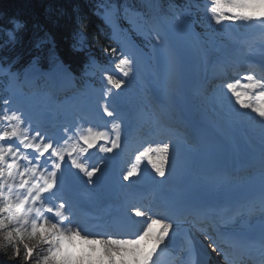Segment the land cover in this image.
Masks as SVG:
<instances>
[{
  "label": "snow or ice",
  "instance_id": "1",
  "mask_svg": "<svg viewBox=\"0 0 264 264\" xmlns=\"http://www.w3.org/2000/svg\"><path fill=\"white\" fill-rule=\"evenodd\" d=\"M101 7L106 18L119 11L111 4ZM173 19L199 46V22L186 21L183 12ZM203 20L216 33L235 25L257 30L264 37V0H206ZM12 24L13 28L7 30L9 41H14L16 31L22 28L18 21ZM144 34L150 38L153 51L161 54L174 72L175 56L167 35L155 29ZM104 51L114 71L99 68L96 95L62 124L52 126L37 119L22 92L10 90L9 95H0V240L8 250L5 254L16 264H158L161 255L169 251L176 230L170 209L129 204L118 224L89 226L82 219L83 200L77 193L83 189L92 194L106 176L110 161L124 151L126 106L141 103L126 91L138 75L136 55L118 47ZM54 70L61 77L68 76L59 63ZM0 72L16 88L40 87L37 81L42 74L34 65L24 79L11 66H0ZM220 105L225 113L259 130L260 180L264 188V77L249 71L222 83ZM172 149L170 141L138 149L134 162L120 172V181L128 182L122 187H130L136 182L133 178L149 168L165 178ZM254 210L255 205L250 204L247 214L206 216L201 220L196 225L198 235L190 234L183 244L187 264H198L192 259L197 245L207 256L215 253L223 258L225 264H236L246 257L252 264H264V229L259 239L234 231ZM260 210L264 214V193ZM128 224L139 228L128 233ZM252 249L259 252L258 259L248 254Z\"/></svg>",
  "mask_w": 264,
  "mask_h": 264
},
{
  "label": "bare ground",
  "instance_id": "2",
  "mask_svg": "<svg viewBox=\"0 0 264 264\" xmlns=\"http://www.w3.org/2000/svg\"><path fill=\"white\" fill-rule=\"evenodd\" d=\"M157 19L161 21L160 17H157ZM211 35L213 38L218 36L217 33H212ZM230 39V46L228 44L226 46L222 45V54L229 55V58L222 63L215 61L213 58L205 60L203 54L199 55V59H197L199 60V67L203 62L202 69L200 71L199 68L197 78L193 84L189 82L187 71L183 72L176 62L174 72L170 71L166 66L165 76L159 85L152 81L149 82L148 80L150 79L136 47L132 44L124 48L126 51L136 55L138 75L135 83L138 84L137 87L142 92L140 96L144 98L142 99L143 102L145 104L150 103L154 108L149 110L147 105H145L146 108L126 106L124 117L125 134L130 131H133V133L137 132L136 129L138 127L147 123L151 127L148 131L149 138L153 134H159L162 137L166 135L168 138L173 137L174 139H171L173 149L170 170L167 171L165 178H155L151 185H142L136 181L137 179L133 178L136 181L135 183L127 188L122 187V184L128 183L119 179L121 170L128 166L124 162L122 152L110 161L106 176L102 178L92 194L84 192L83 189L77 193L83 203L87 205L86 207L93 214L100 217L97 225L118 224L125 215L128 205L138 204L142 196L148 199L149 205L154 208L170 209L173 213L171 218L176 225L175 235L172 237L169 251L161 255L158 264H180L181 250L176 249L177 247H182L180 233H192L193 223L191 219L185 221H177L175 219V216L180 213L177 212L173 202L178 195L194 196V198L201 197L196 181L201 167L200 162L204 154L202 131L212 128L218 135L222 136L232 152H236L239 155H244L245 152L253 154L252 161H238L236 165L230 164L229 172L233 178L240 177L241 180H245L249 175L260 177L261 141L259 130L239 117L233 118L226 116L225 113L217 112L218 110L215 107H208L205 100L201 98L203 94L210 91L208 88L203 89L205 84L204 75L208 74L210 78H213L219 75V70L225 65H230L233 71H240L241 66L244 65H248V67L252 65L260 72L264 70V37L260 35L259 31H255L250 37L237 32L230 35ZM171 52L173 53V51ZM209 63L210 70L208 71L207 66ZM55 75L56 79H59V75L56 72ZM198 86H200L199 90H197ZM37 104L42 107L43 111H52L51 106L49 108L43 107L44 102L42 99L37 100ZM30 110L37 119H46V117L41 118L40 115H44L42 112ZM68 116L71 117V114L65 111L60 116V119H58L59 116H54L50 120L46 119L47 124L52 126L62 124V121ZM157 118H162L163 122L156 120ZM171 118H174L175 122L179 123V129L165 132L168 129L167 125L170 124L168 120ZM237 120L241 123L239 128H235ZM131 121H133V124H131ZM124 141V152L129 153L131 143L126 139L125 135ZM145 146L147 145L145 144ZM243 168L250 169L245 176H241ZM156 190L161 191V196L156 197L154 195L152 191ZM216 192L218 191L216 190ZM182 210L183 207H179V211L181 212ZM116 211L117 213L113 216V212ZM127 227L132 233L139 228V225L128 224ZM217 257L215 253L212 254L213 261L211 264L220 262Z\"/></svg>",
  "mask_w": 264,
  "mask_h": 264
},
{
  "label": "trees",
  "instance_id": "3",
  "mask_svg": "<svg viewBox=\"0 0 264 264\" xmlns=\"http://www.w3.org/2000/svg\"><path fill=\"white\" fill-rule=\"evenodd\" d=\"M102 4L132 7L130 0H0V62L21 72L34 62L49 69L61 61L80 77L91 58L104 63L109 49ZM12 21L22 28L9 41Z\"/></svg>",
  "mask_w": 264,
  "mask_h": 264
},
{
  "label": "rangeland",
  "instance_id": "4",
  "mask_svg": "<svg viewBox=\"0 0 264 264\" xmlns=\"http://www.w3.org/2000/svg\"><path fill=\"white\" fill-rule=\"evenodd\" d=\"M156 3L158 4L156 6ZM190 3V2H189ZM205 3L206 0L202 1L199 4H189V5H185L182 6L180 8H178V11L176 14L183 12L184 13V19L186 21H191V22H199L197 23V27H196V34H198L200 36L201 39V43L199 46H196L192 43V38L184 31H182L176 24V22L174 21L173 17H174V13L173 11L175 10L172 6H169V4H166L164 2V0H138V6H141L143 10H138L136 12H134L133 14L129 15L128 17V22L126 25V29L120 28L116 22V18L111 17V18H107L108 19V23L111 26L112 30H113V34H114V40L116 41V44L119 46L121 45V38L125 36H128V30L134 32L133 34L136 36L141 35L142 36V40L144 42H142V45H140L139 51L136 50L139 53L140 56V52L142 55V58L140 56V59L142 61L143 59V63H144V68L146 71H148V78L151 79L152 81H154L155 83H157L158 85L161 83L162 79L164 78V74L166 71V64H165V60L163 58V56L157 52H154L152 47H151V41L150 38H147L145 33V30H150V29H162V31H160L162 34H166L168 39H169V48L171 51H173V55L175 56V62L177 65H179V67H181L180 69H182V71H187V74L189 75V82L191 84L194 83V80H196V76H197V72L200 68V71L202 69V64L203 62L200 64L199 67V55L203 54L204 55V59H210L213 58L215 59V61L222 63L224 60H226L227 58H229V55L226 54H222V48H223V44L226 46L227 44L230 46L231 45V39H230V35L237 33V30H239L238 32L243 33L246 30L247 33L250 34V36H252L254 34L255 31L257 30H252L249 28H246L244 26H238L236 27L235 25L230 26V27H225L224 29H222L220 32H218V36H216V38L212 37V33H216L213 32L212 30L208 29L205 24H204V7H205ZM155 8V11H160V10H165V11H169L171 13V15H164L162 14H156L157 17H160L162 24L166 23L168 24V27H162L160 28V22H158L156 19H153L151 13L150 15L147 14L149 13V11L151 9ZM197 8L198 12H193V9ZM165 11H162L163 13H165ZM199 12L201 14H199ZM173 15V16H172ZM163 17V18H162ZM164 20V22H163ZM169 21L170 25H169ZM226 24L228 22H225ZM218 27V26H217ZM244 29V31H240L241 28ZM238 28V29H237ZM248 36V37H250ZM132 37L130 36V38L128 37V42H132ZM127 45H132L130 43L124 42L123 43V48H127ZM201 52V53H200ZM187 56V57H186ZM198 58V59H197ZM142 63V64H143ZM109 68V70L114 71V68L112 65L107 66ZM38 68V67H36ZM184 68V69H183ZM98 69V67H97ZM249 72V71H246ZM244 71H242V73H246ZM90 77L87 76L86 78V82L83 84L82 82H80L81 86H82V90L84 92H81V88L78 87L77 90L74 89L73 93H67L68 97H76L77 99L80 100L81 102V106L84 105L85 103L88 102V100L90 98H93L97 91H98V87H96L95 85H93L91 82H89L90 80H93L94 82H96L97 84L100 83V73L96 74V71L94 69L90 70ZM0 75H4L3 72ZM183 76V74H182ZM218 76V75H217ZM62 79H64V81L70 80V76L67 77H62ZM151 80H148L149 82ZM136 81V80H135ZM135 81L132 83L131 87L129 89H127L126 91L130 94V96L136 101L138 99H141L138 94H140L139 90H138V84L135 83ZM68 84V81L66 82ZM71 85V84H70ZM14 85H10L8 80L7 83L5 85V90H7L8 92H10L11 87H13ZM16 88V86H14ZM49 84L44 88L47 89L49 88ZM199 87H197V90H199ZM88 90H90L92 92V94L90 92H87ZM37 91H34L29 98L35 97L37 99H41L44 97V103H50L51 102V93H48L47 95H41V96H37ZM138 91V92H137ZM211 91L206 92L205 94H203L201 96L202 99L205 100L206 105L210 108H212L211 106L215 107L218 111L217 112H221L222 114H224V110L221 108L220 105V88H215ZM138 93V94H137ZM44 94V93H43ZM26 98V95L24 96ZM27 100V98L25 99ZM143 101V100H142ZM142 101L139 100V102H141L139 104L140 108H146V106L142 105ZM35 105V104H33ZM36 106V105H35ZM56 110V113L54 115H57V111L59 110L58 106H54L53 107ZM72 108V106H71ZM147 110V109H146ZM72 111V110H71ZM45 115L49 117H51V113L45 111L43 112ZM226 116L229 117H233V118H237L234 117L230 114L225 113ZM58 119H60V116L58 117ZM241 125V123H239V120H237V123L235 125V128H239ZM145 128V127H144ZM144 145L141 146V148ZM137 151L133 152L129 158L128 155H126L125 158V164L130 162H134V154ZM146 163V162H145ZM143 167V165H142ZM154 176V178H153ZM155 179V178H159L158 176H156L154 174V172H151L150 168L148 170L147 173H145L144 175L138 177V178H134L138 183L142 184L140 181L143 182H151V180ZM153 180L151 183H148V185L153 183ZM144 185V184H142ZM8 250L6 249L4 242L2 240H0V261L2 264H16L15 261H12L9 259V255H6L5 253Z\"/></svg>",
  "mask_w": 264,
  "mask_h": 264
}]
</instances>
